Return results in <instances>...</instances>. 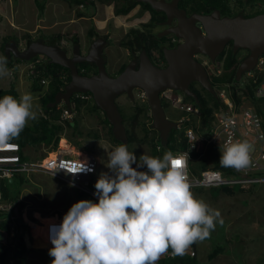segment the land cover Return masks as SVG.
<instances>
[{"label": "clouds", "instance_id": "clouds-1", "mask_svg": "<svg viewBox=\"0 0 264 264\" xmlns=\"http://www.w3.org/2000/svg\"><path fill=\"white\" fill-rule=\"evenodd\" d=\"M135 8L138 9L139 5L132 8V11ZM77 37L78 42V34ZM38 38L41 37L32 38V41ZM26 45L27 40L25 47ZM58 47L62 49L60 45ZM140 47L143 49L142 45ZM133 48H136L134 51L140 50L136 45ZM262 57L264 53L257 57L252 70L243 73L249 79L256 75L261 76L260 83L264 81V69L258 65V60ZM40 62L44 66L52 65L44 63L42 57L35 63L28 64H33L34 69L35 64ZM7 64V57L0 56V78L9 74ZM77 72L82 75L80 71ZM52 77L54 76L50 74L49 78ZM57 77L63 82L66 79L65 74L59 71ZM49 78L42 77L41 86L49 89ZM244 84L245 81L241 86ZM85 94L87 93L74 95L85 97ZM222 94L220 90L217 97L220 98ZM142 97L145 98L144 93ZM33 99L31 94H24L19 100L11 95L0 99V148L9 146L10 141L19 137L28 121L37 118L36 112L33 111ZM82 100L87 101V97ZM221 100L224 104L231 103L228 97ZM243 101L247 99L243 97L239 105ZM177 102H180V105L174 110H177L179 115L191 118L192 113L181 110L184 105H189L196 111L193 114L197 116L198 125L193 126L196 131L203 133L206 128H210L213 118L209 126H199L203 120L198 106L199 98L198 104L196 101L188 104L180 98ZM226 106L228 108V105ZM216 111H213L212 117ZM71 114L72 110L69 112L67 109L62 117L71 121ZM149 122L150 120H147L145 126ZM61 139L65 137L62 136ZM252 151L253 145L247 141H229L219 157V164L223 168H233L236 171L247 169L252 164ZM140 161L142 163L137 164V157L133 151L128 150L126 144L115 147L108 154L107 168L110 173H101L94 186L98 202L81 200L71 206L59 226L50 225L49 238L53 247L49 249L48 254L54 258L52 264H157L169 249L174 256H183L192 244L210 238L217 223L223 224L219 210L212 209L203 200L194 197L186 171L187 161L183 156L168 151L162 158L142 155ZM133 164H137L138 168L146 166L147 171H138L132 167ZM92 171L87 162L80 161L70 174Z\"/></svg>", "mask_w": 264, "mask_h": 264}, {"label": "rangeland", "instance_id": "rangeland-1", "mask_svg": "<svg viewBox=\"0 0 264 264\" xmlns=\"http://www.w3.org/2000/svg\"><path fill=\"white\" fill-rule=\"evenodd\" d=\"M69 2L66 0H46L44 2L43 13H40L34 0H0V17H2V22L0 23V46L8 36L18 39L20 43L19 46L24 48L27 40L26 37L32 39L41 37L42 34H68L73 31L79 34V39L81 40L86 35V32L88 35H92L94 33L105 34L108 31L115 44L118 41L120 44L124 43L125 37H129V40L133 38L132 33H128L126 36L124 35L129 30L131 24L136 25L139 23L136 18L141 16V12L139 13L138 9L135 8L126 15H118L115 11L121 8L123 1L95 0L94 7L89 6L81 11L83 15L87 17H79L77 13L81 7L77 6L72 1ZM139 6L142 8L141 5ZM92 13L94 15L90 18L89 16ZM127 24H129V26ZM138 27L140 26H136L132 29L138 31L140 29ZM67 39L70 40V37L64 38L63 42L65 40L67 41ZM61 42L62 40L59 43L60 46H62ZM5 45L6 42L4 43V48ZM4 53L0 49V56H4ZM32 67L33 64H17L15 69L16 75L19 73L20 82L17 76L14 77L15 81L12 80L13 78H10L9 75L2 77L0 78V91L9 92L10 88H14L20 97L24 94H31L34 98V111L35 106L37 107L39 95L31 93V87L29 86L30 76L29 78L26 76L27 73L29 74V70L33 69ZM240 80L245 81V83L249 82V78L245 77L244 74H241ZM224 91H221V94L225 93ZM136 93L135 91V95ZM222 95L220 98L223 100L226 99L227 95ZM206 96L207 100H209V95L206 94ZM127 103L128 102H125L124 109L130 116L132 115L133 108H131V106L133 105ZM136 104L135 108L142 109L141 102L137 100ZM210 104L211 103H208L209 106ZM248 104V101L242 102V106ZM39 105L38 103V110L44 111L42 106ZM88 109L90 108L87 107L84 111H81V116H76L77 118L74 119L78 133H80L81 130L88 132V127L99 129L102 125L97 120L93 121ZM165 110L167 111L168 118L174 122L180 117L178 111L170 108V106ZM42 111H40V113L38 112L37 117L44 114L45 111ZM74 116V114H71L69 118H73ZM62 118L66 119V117ZM31 121L33 120H29L26 126H30ZM145 123L146 121H142L136 126L138 131H134V133H136L138 139L142 140L144 138L143 133L146 132L144 128ZM62 124H64V122H62ZM196 124L198 125L197 116L192 115L190 122L183 125L182 131L174 129V136L173 138L171 137L163 153L160 152L162 144L158 140L153 142L155 145L153 147L148 145L149 139L144 141L145 138L143 139L144 142L142 141L143 143L135 144L111 138L113 144H110L108 138L107 140L104 138L102 139L101 136V140L103 141H96L94 138L87 137H74L67 133L69 132L67 129H65L62 134V136L65 137L67 135V137L60 140L58 143V150H65L66 153L72 151V155L75 153V155L80 158H84L86 153L96 155L99 160L98 171L92 176L90 182V189L96 191L94 186L101 173H110V170L107 168L108 154H110L115 147L126 144L128 150L133 151L134 155L137 157V164L139 162L142 163V161H140L142 155L162 158L163 154L168 151L177 155L180 154L178 149H183L185 128L193 127ZM89 132H92V130L90 129ZM147 133L150 132L148 131ZM177 136H179V138ZM68 138L74 141L73 143L75 145L79 144L80 147H86L87 151H83V153L79 152L77 147L68 141ZM197 138V154L200 159L195 160L193 156L191 165L194 171L199 173L204 168H212L211 166H213L215 158L220 157V151H217V148L214 146H208L200 135H197ZM61 143H64V149L60 148ZM203 147L206 149L204 156V153H202ZM44 151L45 149L43 146L39 149L28 146L25 150L23 160L29 161L31 159H36L41 154H44ZM51 152L55 151H50L48 156ZM137 164H133L132 167L136 168L138 171H147L146 166L138 168ZM6 186L8 189V196L11 199L9 201L12 204L11 213H13L14 205L17 202H24L25 205L20 210L19 217L23 225L32 228H22L16 220L10 225L12 229H17L18 233H22L25 239L27 248L25 253L26 263L52 264L54 258L50 257L48 253H46V255L44 252L37 253L43 249L42 247L48 248L49 245H52L49 238V227L52 224L58 225L59 219L56 220V218L59 215H65L73 204L85 200V198L79 199L76 190L71 186L43 174H23L20 181L18 178H15L14 182L10 184L6 183ZM191 191L195 198L203 200L212 209L219 210L223 219V224L217 223L215 230L211 232L210 238L205 239L201 247L198 245L196 250L194 248L195 253L198 252L196 255L197 262L199 264H261L264 260V184L254 185L248 190H242L239 185H236L231 189V194H226L222 189L201 188L191 189ZM6 215L10 216V214ZM48 240L49 243L47 242ZM10 242L9 237H0V243L3 246L9 245ZM37 247H41L42 249ZM216 248L221 249L220 253L212 260H208V255Z\"/></svg>", "mask_w": 264, "mask_h": 264}, {"label": "water", "instance_id": "water-1", "mask_svg": "<svg viewBox=\"0 0 264 264\" xmlns=\"http://www.w3.org/2000/svg\"><path fill=\"white\" fill-rule=\"evenodd\" d=\"M135 2L148 4L152 10L164 12L168 17H171L172 14L178 16L179 19L185 17L184 12L177 10L175 2L168 4L164 0H132L128 1V4ZM194 18L203 24L207 36H201L198 31L196 33L191 29L190 34L183 36L185 38L184 45L179 46L175 51L164 50L169 66L162 70L152 65L145 51H142L139 64L132 62L118 78H109L102 65L103 59L98 58L103 43L100 39L92 44L89 56L83 60H79L76 48L73 53L74 57L69 59L63 49H60L55 43H45L41 38L31 41L21 51L17 48L15 41L11 40L5 45V55L10 61L11 52L15 59L25 62L38 56H44L49 60V64L68 69L70 81L63 91L55 94L53 102L48 106L55 107L63 102L71 112L72 96L77 93H89L95 106L105 114L107 122L111 125L114 138L126 141V143V132L114 100L124 92L132 99L133 90L140 88L151 110V126L159 133L160 140L167 143L170 130L175 129L176 124L165 117L161 106L160 92L167 89L181 91L186 96L194 98L198 104L197 96L187 87L189 82L195 81L213 94L205 69L193 59V54H204L213 61L223 51L225 44L230 41L234 51L237 49L247 50L249 55L240 63L235 74V78L238 80L241 74L252 70L257 57L264 53V13L251 18H244L242 15L221 18L215 12L211 15L195 16ZM172 32L179 34L176 29H173ZM80 61L95 63L98 74L92 76L78 74L74 62ZM8 183H12V180H8Z\"/></svg>", "mask_w": 264, "mask_h": 264}, {"label": "flooded vegetation", "instance_id": "flooded-vegetation-1", "mask_svg": "<svg viewBox=\"0 0 264 264\" xmlns=\"http://www.w3.org/2000/svg\"><path fill=\"white\" fill-rule=\"evenodd\" d=\"M164 1L168 4H173L175 2L174 5H176L177 10L184 12L185 17L184 18L181 17L179 19L178 16H176L175 14L174 15L172 14L171 17H168L164 12H156L154 10L151 11L149 9H144L143 7L140 8L139 6L138 10L139 13L141 12V16L136 18L139 21V23L136 21L138 24L136 25L131 24L129 30L124 35L126 36L128 33H132L133 40L132 39L129 40V37H125L124 43L120 44L118 41L115 44L114 41L111 39V35L108 31L105 34L94 33L92 35H88L86 32V35L83 37V39L82 40L79 39L78 42H76L74 39H70V40L67 39V41L65 40L64 42L62 40L61 48L65 51V54L69 59H72L74 57L73 53H74V49L76 48L78 54L77 56L79 60L80 59L83 60L89 56L92 44L100 39V41H103V43L101 45L98 58L103 59L102 65L105 68L107 77L118 78L125 70V68L129 66V64H131L132 62H137V64H139V57L142 50L146 52V55L152 65H154L155 67L161 70L168 68L169 61L165 57L164 50L167 49V50L175 51L179 48V46L184 45L185 38L183 36H185L186 34H190L191 29L194 30L196 33L198 31V33L201 36L204 37L207 36V32L205 31L203 24H201L197 19H195L194 18L195 16H207L217 12L221 18L223 17L231 18L237 15H242L244 18H251L256 15H260L264 13V0H215L218 3V5L215 7L211 4L212 0H164ZM127 25L129 26V24ZM136 26H140L138 27L140 28L138 31L132 29ZM173 29L174 30L176 29L179 32V34H174L172 32ZM135 39L137 40L139 39L138 41L141 42L143 49L134 51L136 48H133L132 45L129 44V41L135 42ZM43 40L45 43H50L45 39ZM19 45L20 43L17 41V46L19 51L26 48V47L22 48ZM4 51L5 48L3 50V53ZM228 55L236 63V65L231 66L230 68H227L225 63L227 61ZM248 55L249 52L247 50L237 49L234 51L231 41L225 44L223 51L220 54H218V56H216V58L213 61L210 60V58L204 54H200V53L193 54L192 56L193 59L198 63H200L202 67L205 69V72L207 74V80L211 85L213 94L205 90L199 83L195 81L188 83L187 87L189 91L195 94L197 98L199 95L202 99H205V101H208L206 98L207 97L206 94H210L215 97L216 89L218 90L228 89L227 85H221L218 87V84L216 83V79H225L226 75L233 69H235V74H236V71L240 63L243 60H245L248 57ZM40 57L44 59V63L49 62V60L44 56H38L35 60L36 61L39 60ZM12 59L14 60L15 58L13 54L10 52V60ZM74 66L78 71L81 72L82 75L92 76L98 74V68L95 63L80 61V62H74ZM66 70L69 73V70L68 69ZM244 75L246 77V74ZM234 81L236 84L239 85H242L244 82L243 80H240V78L238 80L235 78ZM63 90L64 87L61 91ZM135 91L137 92L136 95H135ZM142 94L143 91L140 88H135L133 90L132 99H130L128 95L124 92L123 94L117 96L114 100L117 110L120 114L122 125L124 126L126 135L127 132L131 129H133L134 131H138V128L136 127L137 124L140 123V121H143L145 118L146 121L150 120L148 125L144 126V128L147 130L146 133L148 131L150 132L149 137L152 136L153 134H157L159 136V133L151 128V123H152L151 110L148 106L147 100H145V98L142 97ZM159 95L161 99V106L165 113V117L167 118V120L176 124L175 129L177 131H182L183 123L181 121L183 118L187 116L180 115L178 120L174 122L168 118L167 111L165 109H167V107L169 106L176 108L177 101L179 98L182 99V101H184L185 103L187 102L188 104L194 102L195 99L192 98L191 96L187 97L181 91H176L171 89L164 90L160 92ZM83 96L85 97H82V95L80 96L73 95L71 98L70 108L72 110V113L75 115L74 117L81 116V111L85 110V105H86L85 103H91V101H93L91 94L87 93ZM86 97H87V101H83L82 99ZM137 100L142 103V109L135 108L137 105L136 104ZM210 100L211 99H209V101ZM125 102L131 103L133 105L131 106V108H133V111H132V115L130 116L129 113L124 109ZM61 106H65L63 102H61V105H59V107ZM198 106H200V104ZM98 115L104 116L103 118L105 119V114H103L100 110L97 111V113H90V116L92 117L93 121L97 120ZM68 121L70 122L69 119ZM99 122L101 123V121ZM136 122L137 124L135 125ZM109 125L107 126L103 123L99 127L100 133L101 130H103L107 134L109 131ZM173 133H174V129H171L169 133V139H171V137L173 138L174 136ZM134 134L136 135V133ZM177 137L179 138V136ZM27 228L30 229L31 227L27 226ZM31 236H32V232H31Z\"/></svg>", "mask_w": 264, "mask_h": 264}, {"label": "trees", "instance_id": "trees-1", "mask_svg": "<svg viewBox=\"0 0 264 264\" xmlns=\"http://www.w3.org/2000/svg\"><path fill=\"white\" fill-rule=\"evenodd\" d=\"M36 7L38 9V11L40 13H43L44 10V2L46 0H34ZM65 1V0H64ZM66 1H72L73 3H75L77 6H80L81 8L79 9L77 15L79 17H87L86 15H83V13L81 12L82 10H84L86 7L92 6L94 7V1L95 0H66ZM96 1H101V0H96ZM123 1V4L121 6L120 9L116 10L115 13L118 15H126L127 13L130 12V10H132V8H134L136 5H141L144 9H149L151 11H153L150 6L148 4H144V3H138L135 2L133 4H128V1H132V0H121ZM69 2V3H70ZM211 3V2H210ZM214 7L218 5V3L215 0H212L211 3ZM93 13L89 16L90 18L93 17ZM2 22V17H0V23ZM41 32V31H40ZM71 36H74V40L77 42V34L75 32H71L68 34H52L50 36L48 35H44L42 34L41 38L47 40L50 43H56L59 46V43L61 40H63L64 38H72ZM27 39V45L30 43V41H32V39L29 37H26ZM11 40H14L16 45H17V39L14 37H6L2 43V45L0 46L1 51H3L4 49V43L6 42V44H8ZM139 40V39H138ZM137 39H135V42H131L129 41V44L132 45V47L134 45L137 46V48H141V42H139ZM137 41V42H136ZM139 43V44H138ZM35 59H33L32 61L29 62H25V61H21L18 59H14L8 62L7 67L9 69V76L10 77H16L18 75H16V69L15 66L19 63H23L24 65H27L28 63H35ZM227 68H230L231 66L236 65V63L233 61V59L228 55L227 61L225 62ZM19 71V69H18ZM63 72L66 76L65 81L63 82L61 79H59V77H57V72ZM26 72V71H24ZM28 72V71H27ZM52 74L54 77L49 78V75ZM28 75V76H27ZM26 76L29 78L30 76V81H29V86L31 87V93L36 95L38 94V103L40 104L39 106H42V108L44 109V115H39L36 119H34L33 121H31V125L26 126L23 131L20 133L19 137L16 139H13L10 142L16 143L18 144L20 147L25 148L27 146H33L35 149H39L42 146L44 148H47L48 151L51 150H55L58 146V142L60 140V138L62 137V134L64 133V130L67 129V132L69 135H73L74 137H87V138H94L96 141H100L101 137L102 139H106L108 138V140L110 141V144H113L111 142V138L115 140L113 133H112V128L111 125H109V123L107 122L106 119L102 118V116H97V121H101V123L105 124V125H109V131L106 134L103 130H101V133L99 132V129L97 128H91L88 127V132H84L83 130L80 131V133L77 132V127H76V122L74 119H76V117H73L71 119V121L69 122L68 119H64L62 118L64 112H66V107L65 106H55L53 108L48 107V104H50L51 102H53L54 100V96L55 94L62 90L63 87L65 86V83L69 81V75H68V71L66 69H64L63 67H60L58 65H48V66H44V64L42 62L35 64V67L33 70H29V74L27 73ZM45 77L46 79L49 78V89L45 86H41L40 81L41 78ZM235 69H233L232 71H230L225 79H216V83L218 84V87L221 85H227L228 89H225V93L227 95V97L229 98L230 102L233 103L234 105H239L241 103L242 98H246L248 101H250L255 107L256 110L259 112V114L262 115L263 119H264V99H260V100H256L254 97V88L256 85H258L261 82V76L256 75L253 76L252 78H250L248 81V83H245L243 86L236 84L235 83ZM234 82V83H233ZM220 90H224V89H216L215 90V97L208 94L210 97V101H205V99H202L199 95V102H200V111L201 114L203 116V120L201 122V128H203V126H209L210 124V120L212 118V113L214 110H218L220 107L226 109V105L222 102V100L220 98H218L217 96L220 94ZM20 93V92H19ZM6 95H11L14 98H16L17 100L20 99V96L18 95V92H16V90L14 88H10L9 92H3L0 91V99H2L4 96ZM37 103V105H38ZM208 103H211L210 106L208 105ZM85 107H89V114L90 113H97V111H99V109L94 105L93 101H91L90 104L85 103ZM198 107V106H197ZM62 122H64V124H62ZM138 122V121H137ZM137 122L135 123V125L137 124ZM90 129L92 130V132H89ZM145 131H147L145 129ZM96 132V133H95ZM109 135V136H108ZM128 135V143H133V142H139V143H143L146 139H149V133H145V139L143 141H139L137 140L136 135L134 134V130L131 129L127 132ZM101 136V137H100ZM67 137V135L65 136ZM68 141L71 142L74 146L77 147L78 150L81 151H87L86 147H80V145H75L70 138H68ZM103 141V140H101ZM155 142L153 139H149L148 141V145L150 147L155 146L154 143ZM159 142L162 144V142L159 140ZM170 142V139L168 140V143ZM167 143V144H168ZM63 144V143H62ZM60 144V145H62ZM77 144V143H76ZM168 146V145H167ZM155 148V147H154ZM187 148V145L185 142H183V149L181 151H184ZM180 151V152H181ZM194 156H196V153H192ZM41 157L45 156V154H41ZM220 162V158L216 157L214 164L212 166V168L210 170H219L221 171L223 174H228L230 171L232 172L233 170L230 168H223L220 166L219 164ZM191 169V172H195L194 169L192 168V165L189 166ZM204 168V167H203ZM206 169H202L201 171H205ZM22 175H19L15 178H18L19 181L21 180ZM13 179V182H14ZM5 183H8V181H6ZM222 190L226 193V194H231V189H227V188H222ZM1 191L3 194V198L5 199H10V197L8 196V189L7 187H2L1 186ZM77 192V197L80 198H85V200H91L93 202H98L95 198L86 195L84 193H80L78 190H76ZM11 200V199H10ZM24 202H17L14 205V212L16 213H20V210L24 207ZM7 212H4L3 214L0 215V218H3L2 220H0V237L6 236L10 238V243L7 246H3L0 245V264H27L26 263V257H25V253L27 251L26 248V244H25V239L22 236V233H18L17 229L12 230L10 225H9V219L6 215ZM9 215V214H8ZM58 215V214H57ZM61 215L58 216L59 220H60ZM22 228H27L25 225H21L20 221L17 222ZM193 248H195V243L191 245ZM171 250V249H169ZM221 249L220 248H216L212 251L211 254L208 255V260H212L214 257H216L219 253H220ZM157 264H199L197 262L196 259V255L195 256H190L189 253H185L183 256H175L172 259H165L162 258L160 259ZM261 264H264V260Z\"/></svg>", "mask_w": 264, "mask_h": 264}, {"label": "built area", "instance_id": "built-area-1", "mask_svg": "<svg viewBox=\"0 0 264 264\" xmlns=\"http://www.w3.org/2000/svg\"><path fill=\"white\" fill-rule=\"evenodd\" d=\"M258 65L264 69V57L258 60ZM254 97L256 100L264 99V81L254 88ZM248 102L249 104L246 106H242V104L234 106L229 102H225L228 108H219L213 114L210 128H206L203 133L196 131L193 127L185 128L183 138L187 148L177 155L183 156L187 161L186 171L191 183V189H232L234 186L239 185L240 189L248 190L254 185L264 184V119L256 110V107L250 101ZM179 105L180 102H177V106ZM181 110L192 113V115L196 113L189 105H184L181 107ZM181 122L184 125L190 122V118L185 117ZM197 135H200L208 146L216 147L217 151H220V157L227 142H235L237 140L249 142L253 145L251 166L241 171L230 168L233 171H230L228 174H223L219 170H205L199 174H192L189 170L188 160L193 151L194 153L198 152ZM27 147L22 148L18 144L10 142L9 146L0 148V215L4 212L10 214L8 217L9 225L14 223L15 220L16 222L20 221L22 225L23 223L18 213H11L12 204L9 201L10 199L3 198L1 186L7 187L5 182L8 180H12L13 182L14 177L19 175L43 174L53 177L98 201V197L94 194L96 191L90 189L92 176L96 174L98 166L95 155L86 153L84 158L81 159L75 153L72 155V151L66 153L65 150L60 151L56 149L55 157L47 161L50 151L44 148L45 156H38L36 159L24 161L23 156ZM80 161L87 162L88 167L92 168L93 171L77 175L70 174L73 167ZM2 219L0 218V220ZM0 245L2 244L0 243ZM187 253L190 256L196 255L192 246L187 250ZM174 257L172 250H168L160 259H172Z\"/></svg>", "mask_w": 264, "mask_h": 264}, {"label": "crops", "instance_id": "crops-1", "mask_svg": "<svg viewBox=\"0 0 264 264\" xmlns=\"http://www.w3.org/2000/svg\"><path fill=\"white\" fill-rule=\"evenodd\" d=\"M73 32H75L76 34H77V32L76 31H73ZM50 34H57V33H50ZM50 34H45V35H50ZM79 35V34H78ZM8 75H10V74H8ZM10 78H13V77H10ZM17 78H18V81L20 82V78H19V73H18V75H17ZM12 80H14V79H12ZM15 81V80H14ZM170 108H172V107H170ZM172 109H174V108H172ZM35 112H36V114L38 115V112L40 113V109L38 110V105H37V107L35 106V110H34ZM44 112V111H43ZM146 133V132H145ZM145 134L143 133V137H145L144 136ZM149 139H153L154 141H159V136L157 135V134H153L152 136H150L149 137ZM137 140H139V141H142L141 139H138L137 138ZM182 140V139H181ZM161 141V140H160ZM183 141V140H182ZM162 142V141H161ZM185 142V141H184ZM134 144L135 143H139V142H133ZM168 143V142H167ZM167 143H164V142H162V146H161V148H160V152H164L165 151V149H166V147H167ZM75 149V148H74ZM78 150V149H77ZM79 152H82L83 153V151H81V150H78ZM178 151L180 152L181 150L180 149H178ZM182 152V151H181ZM205 152H206V149L204 148L203 150H202V153H204L203 154V156L205 155ZM197 154V153H196ZM194 155L193 154H191L190 155V159L188 160V163H189V166H191V161H192V157H193ZM199 155L197 154L196 156H194L195 157V160H197V159H200V157H198ZM212 167V166H211ZM191 168L189 167V170H190ZM206 170H210V169H206ZM190 172H191V170H190ZM202 172V171H201ZM201 172H199V173H201ZM192 174H199V173H196V172H191ZM63 217H64V215H62L61 216V218H60V220H59V222H58V225L57 226H59L61 223H62V220H63ZM47 240V239H46ZM33 241V240H32ZM48 243H49V240L47 241ZM202 244H203V241L202 242H196L195 243V250L197 249V246L199 245L200 247L202 246ZM53 247V245H49L48 246V248H44V247H37V248H41L42 250H40V252H37V253H42V252H44V254L46 255V253H49V249H51ZM36 251V250H35ZM197 253L198 252H196V255H197Z\"/></svg>", "mask_w": 264, "mask_h": 264}, {"label": "bare ground", "instance_id": "bare-ground-1", "mask_svg": "<svg viewBox=\"0 0 264 264\" xmlns=\"http://www.w3.org/2000/svg\"><path fill=\"white\" fill-rule=\"evenodd\" d=\"M61 144H62V143H61ZM60 148H61V149H64V143L61 145ZM55 155H56L55 152H51L50 155H49L48 158H47V161H49V160H51L52 158H54ZM77 157L80 158L79 156H77ZM81 159H82V158H81Z\"/></svg>", "mask_w": 264, "mask_h": 264}]
</instances>
